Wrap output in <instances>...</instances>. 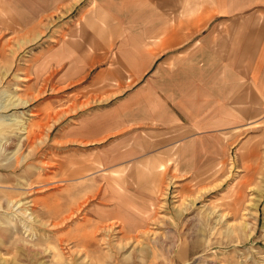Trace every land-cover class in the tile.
<instances>
[{
  "label": "rangeland",
  "instance_id": "1",
  "mask_svg": "<svg viewBox=\"0 0 264 264\" xmlns=\"http://www.w3.org/2000/svg\"><path fill=\"white\" fill-rule=\"evenodd\" d=\"M10 4L0 0V104H27L0 114L27 129L0 137V264H264V153L238 158V140L217 154L209 141L201 170L108 168L100 147L64 137L88 93L62 83L51 57L75 11L31 26L32 10Z\"/></svg>",
  "mask_w": 264,
  "mask_h": 264
},
{
  "label": "crops",
  "instance_id": "2",
  "mask_svg": "<svg viewBox=\"0 0 264 264\" xmlns=\"http://www.w3.org/2000/svg\"><path fill=\"white\" fill-rule=\"evenodd\" d=\"M22 7L32 10L31 26L75 11L51 56L64 69L62 83L88 92L73 101L79 116L64 128L66 143L100 147L110 169L138 163L162 174L203 169L209 141L217 154L238 140V158L264 153L247 144L264 135V0L8 5Z\"/></svg>",
  "mask_w": 264,
  "mask_h": 264
},
{
  "label": "bare ground",
  "instance_id": "3",
  "mask_svg": "<svg viewBox=\"0 0 264 264\" xmlns=\"http://www.w3.org/2000/svg\"><path fill=\"white\" fill-rule=\"evenodd\" d=\"M27 101L25 100H20V98H17L16 100L14 99V97H12L9 100H5L3 103L1 102L0 104V110H5L11 106H17V105H26ZM24 127L23 129H27L26 126L21 125V121L18 120H9L7 121L6 119L2 118L1 114H0V137H5L6 133H9L6 128H13V127ZM14 129V128H13ZM1 139V138H0ZM82 169L84 168H79V170L77 172H80ZM14 195V194H13ZM9 202L11 203V200H9Z\"/></svg>",
  "mask_w": 264,
  "mask_h": 264
}]
</instances>
